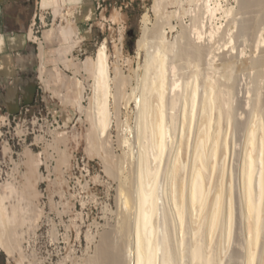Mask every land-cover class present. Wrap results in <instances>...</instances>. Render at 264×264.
Listing matches in <instances>:
<instances>
[{"label": "rangeland", "instance_id": "1", "mask_svg": "<svg viewBox=\"0 0 264 264\" xmlns=\"http://www.w3.org/2000/svg\"><path fill=\"white\" fill-rule=\"evenodd\" d=\"M241 3L243 0H94L92 15L81 22L77 14L71 16L66 10L38 11L32 22L35 33L32 35L31 31L29 35L31 42L39 59L48 42H52L50 49H55V56L49 67L44 69L42 65V72L39 63L33 102L22 105L13 114L0 109V192L7 196L8 209L16 205L22 218L16 227L20 244L11 253L0 245V263L87 264L101 235L110 233L116 242L121 239L117 226L128 212L121 190L134 184L130 148L137 123L135 96L142 83L145 50L157 43L150 29L160 24L162 32L165 29V41L174 43V50L167 49L166 53L167 66L177 64L174 74L170 67L167 70L169 83L174 80L183 87L195 73L199 93L203 91L204 78L210 72L208 56L196 64L189 57L179 61L174 57L186 34L197 36L195 25L201 34L199 43L203 47L215 45L214 63L224 62L220 74H227L224 100L231 107V115L230 122L222 118L226 122L221 129L226 130L227 141L233 148L229 166L235 175L232 174L233 231L230 240L221 243V254L223 264H244L248 234L239 210L235 171L247 124L252 117L260 118L264 124V68L259 73L251 64L262 50L260 46H264V26L258 33L247 27L250 15ZM215 4L217 9L212 15L208 8ZM242 25L246 30H242ZM66 28L70 31L63 36L62 29ZM102 48L107 56L111 92L117 75L118 80L123 79V93L116 100L112 95L108 98L109 125L104 133H99L97 127V134L91 120L97 111L90 67ZM228 105H224L226 110ZM90 128L95 129L105 146L93 140ZM123 137L127 142H123ZM102 145L108 148L103 150ZM109 161L113 165L111 171Z\"/></svg>", "mask_w": 264, "mask_h": 264}, {"label": "bare ground", "instance_id": "2", "mask_svg": "<svg viewBox=\"0 0 264 264\" xmlns=\"http://www.w3.org/2000/svg\"><path fill=\"white\" fill-rule=\"evenodd\" d=\"M216 5L208 8L212 15L216 12ZM241 5L250 15V24L246 26L258 33L260 27L264 26V0H243ZM241 8L240 11H244ZM196 27L194 34L197 36L186 34L174 57L177 61L189 57L196 64L205 55L208 56L207 72H210L204 78L201 93L195 73L193 78L184 80L183 87L174 80L173 83L168 82L167 70L170 66L166 64V53L169 51L167 49L174 50V43L166 42L165 29L162 32L160 24L150 29L149 33L157 43L153 42L156 45L150 46L151 51L150 47L145 50L142 83L139 94L135 96L138 99L137 123L133 145L129 143V146L132 145L130 151L133 154L131 163L134 173H131L134 182H130L134 184L130 185L132 188L123 187L126 191L121 190L123 193L120 194L128 211L117 226L121 239L116 242L110 233L101 235L94 253L87 258V264H223L221 245L230 240L233 231L234 172L229 166L233 148L229 146L227 132L221 126L226 122H222V118L230 120L231 107L224 100L228 90L225 82L227 74H220L224 62L223 65L214 63L217 49L213 44L203 47L199 43L201 34ZM244 27L242 30H246ZM67 30L62 29L63 36ZM31 31L33 35V29ZM260 48L262 50L251 63L259 73L264 68V46ZM106 58L104 48L99 49L90 67L96 91L92 97L97 111L91 120L95 122L92 126H96L97 134L99 131L104 133L109 125L108 98L112 95L115 99L123 93V79L118 80L117 75L114 76L115 81H111L114 91L111 92ZM227 59L225 57V61ZM176 67L177 64L175 66L173 63L169 70L174 74ZM224 105L229 106V112ZM89 130L94 135L93 140L101 145L103 141L99 135L96 136L95 129ZM122 140L127 142L125 137ZM134 145L135 153L132 149ZM101 148L104 150L108 147L102 145ZM108 168L110 171L113 169L111 161ZM235 172L239 187L238 209L248 234L243 250L244 264H264V124L260 118L252 117L246 126ZM6 197L5 193L0 192V245L11 253L20 244L16 227L22 218L16 205L8 209Z\"/></svg>", "mask_w": 264, "mask_h": 264}, {"label": "crops", "instance_id": "3", "mask_svg": "<svg viewBox=\"0 0 264 264\" xmlns=\"http://www.w3.org/2000/svg\"><path fill=\"white\" fill-rule=\"evenodd\" d=\"M55 9L66 10L71 16L77 14L81 22L92 15L94 0H0V109L6 114L16 113L22 105L33 102L39 63L40 69L42 65L45 69L54 62L52 42L46 44L39 59L30 32L39 10Z\"/></svg>", "mask_w": 264, "mask_h": 264}, {"label": "built area", "instance_id": "4", "mask_svg": "<svg viewBox=\"0 0 264 264\" xmlns=\"http://www.w3.org/2000/svg\"><path fill=\"white\" fill-rule=\"evenodd\" d=\"M36 32H38V31H36ZM35 33V32H34ZM37 37V36H36ZM37 39L39 40V41H41L40 39H39V37H37Z\"/></svg>", "mask_w": 264, "mask_h": 264}, {"label": "trees", "instance_id": "5", "mask_svg": "<svg viewBox=\"0 0 264 264\" xmlns=\"http://www.w3.org/2000/svg\"><path fill=\"white\" fill-rule=\"evenodd\" d=\"M0 264H5L4 262H1Z\"/></svg>", "mask_w": 264, "mask_h": 264}]
</instances>
